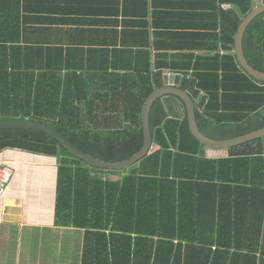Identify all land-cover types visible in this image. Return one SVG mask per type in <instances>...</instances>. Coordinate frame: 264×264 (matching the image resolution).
Masks as SVG:
<instances>
[{"label":"crops","instance_id":"1","mask_svg":"<svg viewBox=\"0 0 264 264\" xmlns=\"http://www.w3.org/2000/svg\"><path fill=\"white\" fill-rule=\"evenodd\" d=\"M256 6L254 0H0V111L22 110L27 97L32 111L40 95L53 104L77 91L79 99L69 96L68 106L112 113L136 91L148 96L171 74L202 108L207 96L196 77L221 75L228 56L237 61V29ZM2 91L13 100L3 101ZM165 102L171 115L186 113L179 100ZM204 154L229 157L227 149L206 148ZM72 162L62 160L64 182L56 156L0 152V164L14 169L0 200V264H82L85 230H108L119 179L141 165L120 172ZM94 208L86 219L85 211ZM173 224L163 223L161 235H174L175 242L196 237L193 224L184 231Z\"/></svg>","mask_w":264,"mask_h":264},{"label":"trees","instance_id":"2","mask_svg":"<svg viewBox=\"0 0 264 264\" xmlns=\"http://www.w3.org/2000/svg\"><path fill=\"white\" fill-rule=\"evenodd\" d=\"M250 10L245 8V13ZM243 50L249 64L264 71V12L247 26ZM225 63L228 70L225 66L221 75L196 77V87L207 96L202 108H195L198 127L218 140L264 127V81L249 76L231 56ZM2 92L3 101L13 100L9 92ZM65 96L52 104L40 95L32 111L25 106H30L27 97L22 110L0 111V120L28 118L48 123L72 145L107 161L127 159L141 149L140 114L147 92H134L129 96L131 105L113 114L109 108L100 109L99 114L92 108L68 106L70 97L79 99L77 91ZM167 98L179 100L185 109L174 95L158 98L152 105L150 128L158 149L150 163L138 166L139 161L126 169L138 166L137 172L119 179L108 230H85L82 264H264V137L228 148L226 159H208L207 147L189 130L186 113L171 115ZM8 148L56 156L60 164L68 158L87 166L38 129L0 130V152ZM60 166V179L65 182L63 175L68 171L64 164ZM93 210H84L86 219ZM106 211L110 213V207ZM170 222L183 231L193 224L196 237L183 235L175 242L174 235H161L162 224L169 226ZM204 229L211 234L202 233Z\"/></svg>","mask_w":264,"mask_h":264},{"label":"water","instance_id":"3","mask_svg":"<svg viewBox=\"0 0 264 264\" xmlns=\"http://www.w3.org/2000/svg\"><path fill=\"white\" fill-rule=\"evenodd\" d=\"M264 12V4L254 7L241 21L235 35V55L240 67L251 77L257 80L264 81V71L254 68L247 61L243 50V37L247 26L260 13ZM180 76L169 75L161 87H154L148 94L141 107V124L143 129V145L139 151L131 157L121 161H107L94 157L76 146L72 145L54 126L31 120L28 118H12L0 120V130L2 129H38L51 135L57 142L66 149V151L74 158L83 161L85 164L105 170H126L134 164L138 163L149 155L154 149L152 133L150 128V111L154 102L163 96L174 95L178 97L185 105L186 115L189 130L192 136L207 148L211 149H228L233 146L251 141L256 138L264 137V127L245 134L228 138V139H213L204 135L197 124L195 116V103L192 96L182 89L180 85Z\"/></svg>","mask_w":264,"mask_h":264},{"label":"built area","instance_id":"4","mask_svg":"<svg viewBox=\"0 0 264 264\" xmlns=\"http://www.w3.org/2000/svg\"><path fill=\"white\" fill-rule=\"evenodd\" d=\"M256 5L264 4V0H254ZM14 169L5 163L0 164V200L4 197L6 190L13 178Z\"/></svg>","mask_w":264,"mask_h":264},{"label":"rangeland","instance_id":"5","mask_svg":"<svg viewBox=\"0 0 264 264\" xmlns=\"http://www.w3.org/2000/svg\"><path fill=\"white\" fill-rule=\"evenodd\" d=\"M157 147V145H154V148H156ZM154 157V155H153V151H150V153H149V155H148V157L147 158H145L144 160H141L139 163L140 164H142V165H145V164H147V162H149L150 160H152V158ZM76 163H78V162H76ZM89 168H91V169H96V168H93L92 166H89V165H87ZM130 168V167H129ZM95 176V175H94ZM92 177H93V175H92ZM94 178V177H93Z\"/></svg>","mask_w":264,"mask_h":264}]
</instances>
